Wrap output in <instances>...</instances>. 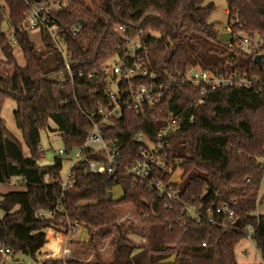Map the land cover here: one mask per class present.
Wrapping results in <instances>:
<instances>
[{
	"label": "trees",
	"instance_id": "16d2710c",
	"mask_svg": "<svg viewBox=\"0 0 264 264\" xmlns=\"http://www.w3.org/2000/svg\"><path fill=\"white\" fill-rule=\"evenodd\" d=\"M35 1L5 0L14 27ZM225 3V25L231 31L264 34V0ZM214 8L205 0H70L54 13V22L72 55L71 75L44 30L39 32L38 49L27 30L15 28V43L24 59L20 66L0 12V50L5 58L0 60V111L5 99L15 101L13 119L28 153L23 155L0 115V184L16 180L23 186L0 194V247L36 259L47 228L70 236L68 224L77 222L76 230L85 229L87 239H69L67 245L70 253L78 245L80 256L41 264H239L235 247L249 225L264 264V215L253 213L260 203L257 192L263 177L264 87L258 82L249 89L217 87L201 95V85L184 80L192 67L218 76L237 72L264 79V51L258 66L253 62L256 54L241 50L234 39L230 46L219 42L217 23L209 21ZM75 24L80 27L72 35L69 28ZM116 26L123 27L127 37L142 30L149 71L154 80L170 83L155 105L142 112L124 108L103 131V139L119 150L111 173L90 172L88 162L102 159V154L83 148V159L72 166L73 187L61 189V156L51 165L37 163L41 132L52 122L65 156L84 143L90 126L85 113L108 102L104 64L124 47ZM88 73L96 77L85 80ZM170 118L175 128L166 153L172 170H180L178 182L172 184L178 190L176 200L125 173L142 157L143 144L136 134L153 140ZM157 175L164 181L170 178V173ZM113 187L120 188L119 197L113 196ZM229 199L236 200L237 223L209 222L208 212ZM122 205L132 208L137 222L118 221ZM189 207L199 221L188 217ZM214 218L221 221L220 214ZM105 247L108 259L102 252Z\"/></svg>",
	"mask_w": 264,
	"mask_h": 264
},
{
	"label": "built area",
	"instance_id": "2783aa9c",
	"mask_svg": "<svg viewBox=\"0 0 264 264\" xmlns=\"http://www.w3.org/2000/svg\"><path fill=\"white\" fill-rule=\"evenodd\" d=\"M68 2L70 0H36L33 3H29L24 12V17L18 22L16 27L11 23L5 0H0V12L5 23L9 25L7 37L10 43L16 42L15 28L19 30L25 29L29 33L36 32L38 35L40 31L44 30L52 40L56 51L60 54L66 72L71 75L70 63L72 55L59 38L57 33L58 26L54 22V13L62 11ZM79 27L80 24L73 25L69 28L70 33L72 35L76 34ZM114 31L123 37L124 47L121 53H115L109 59L112 60L111 63H108V60L104 64V69L108 73L104 95L108 98V102L85 113L90 126L86 130L84 143L74 149V158L65 178L58 181L61 189L73 187L72 166L83 159L81 154L83 148L90 149L93 154H102V159L88 162L87 167L90 172L97 174L111 173L117 165L119 150L117 146L103 139V131L112 125L114 119L120 117L124 108H132L136 112H142L145 108L155 105L164 95L165 85L170 83V81H167L164 84L154 80L155 75L149 71L148 57L140 39L142 30H138L133 37H127L125 29L120 26H116ZM222 32L229 33L231 39H234V43L247 53L262 54L264 51V34L244 33L242 30L231 31L226 25ZM228 45L230 46L232 43L229 42ZM92 77H96V73H88L85 80ZM142 78L145 79V82L140 80ZM59 79L63 78L59 76ZM184 80L193 85H201V95L205 94L208 89L217 87L249 89L257 82L264 87V79L258 77L247 78L237 72H231L227 76H218L209 70H202L199 67H192L186 71ZM174 128V119L170 118L166 126L157 133L153 140L141 132L137 133L135 139L143 144L140 148L142 157L125 169L126 176L132 178L135 182L145 183L168 200H176L179 196L178 190L172 186L173 183H176L172 178L178 168L172 170V164L168 163L166 153L170 148L168 137ZM63 154V147L56 151L57 156H62ZM178 163L179 160L174 161V165L177 166ZM262 166L264 174V147ZM159 173H170V178L164 181L157 175ZM246 181H248V178H246ZM236 209V200L229 199L217 205L213 211H209L207 220L220 225L234 223L236 221L234 215ZM187 213L190 219L199 221L200 217L193 208H187ZM214 214L221 215L220 222H216ZM77 227V222L69 223L68 231L71 233L75 232ZM245 230L247 233L244 238L251 241V227L246 225ZM51 232L54 237L57 234H61L53 229H51ZM67 252L68 250H66ZM0 254H9L8 248L0 247Z\"/></svg>",
	"mask_w": 264,
	"mask_h": 264
},
{
	"label": "rangeland",
	"instance_id": "374dc122",
	"mask_svg": "<svg viewBox=\"0 0 264 264\" xmlns=\"http://www.w3.org/2000/svg\"><path fill=\"white\" fill-rule=\"evenodd\" d=\"M213 3L215 8L214 11L211 13L209 17V21H214L217 23V27L220 32H222L225 28V24L227 22V14L225 12L226 10V3L225 0H205V3ZM6 23H4L3 28L6 31V34L8 35V27H6ZM30 40L34 43L35 48H41V42L39 40V35L36 32H30L29 33ZM12 55L15 58V61L20 65H24V59L21 53L20 48L16 45V43H12ZM4 55L2 54L0 50V60H4ZM112 60H109L108 63H111ZM15 109V101H13L10 98H7L4 100L0 115L4 120V125L6 129L9 131V133L19 141V143L22 146L23 155L27 156V149L24 145L22 136L20 134V131L17 129L14 119H13V111ZM50 128L48 130H43L40 135V146L42 150V154L40 156V159L37 161L39 165H51L54 161V158L57 156L56 151L58 149H62V143L60 141V138L58 136V133L55 129V125L52 122H49ZM75 151L73 150L70 155L65 156L64 154L61 156V170H60V178H65L69 167L71 165L72 159L74 158ZM179 173L180 170H176V172L173 175L172 180L178 182L179 180ZM23 186L21 185V182H18L16 180H12L11 182L7 184H0V194L5 193L7 191L11 190H18L22 189ZM118 189H115L112 191V194L114 197H116L118 193ZM257 198L260 200V203H258V211L261 214H264V174L261 179L258 192H257ZM257 209V206H256ZM255 209V210H256ZM120 214L118 217L119 222H127V221H133L137 222L138 219L132 210V208L129 205H122L120 209ZM259 213V214H260ZM2 215V212L0 211V216ZM77 229L75 232L70 233V235H77L78 233ZM67 236V235H66ZM134 239L138 240L139 238L134 237ZM104 245V244H103ZM74 246V245H73ZM65 249V250H64ZM74 251L71 253V257H74V252H77V250H80V247L78 245L74 246ZM77 249V250H76ZM247 250V253H244L243 250ZM67 250V244H62L60 247L56 249V253L61 252L60 257H63L66 255ZM43 251L47 250V245H44ZM104 254V258L108 259V249L107 247L104 248L102 251ZM235 257L239 264H259L260 263V253L259 250L255 247L253 242H250L243 238L240 240V242L236 245L235 248ZM65 258V257H64ZM42 259V253L37 256L36 259H33L30 256L24 255L21 252H16L15 254H6L4 255V259H0V264H41ZM58 260V259H57ZM62 259H59L58 261H61Z\"/></svg>",
	"mask_w": 264,
	"mask_h": 264
},
{
	"label": "crops",
	"instance_id": "0c3cea01",
	"mask_svg": "<svg viewBox=\"0 0 264 264\" xmlns=\"http://www.w3.org/2000/svg\"><path fill=\"white\" fill-rule=\"evenodd\" d=\"M225 12H227L226 10H225ZM115 189H118V195L116 196V197H119L120 196V194H121V190H120V188L119 187H113V189H112V191L113 190H115ZM115 197V198H116ZM258 199V198H257ZM259 200V199H258ZM255 215H264V214H261L259 211H258V205H257V209L253 212ZM260 213V214H259ZM80 230H78V233H77V235L75 236H73V235H70V236H66L65 234H57V236H52V232H51V229L50 228H47L46 230H45V234H46V242H45V244L44 245H47V250L48 251H43V248H44V246H43V248L41 249V253H42V261H41V263H43V262H45V261H47V260H50V259H53V260H59V259H63L64 257H67V256H69L71 253H70V247L67 245V250H68V253L66 254V255H64L63 257H60V255H61V252H58V253H56L55 251H56V249L58 248V247H60L62 244H67V241L69 240V239H72V240H74V241H85L86 239H87V234H86V231H85V229H83V228H79ZM247 240V239H246ZM249 241V243L250 242H252V241H250V240H248ZM240 242V241H239ZM238 242V243H239ZM236 248V247H235ZM79 251L77 250V252H74V255H76V256H80V255H78L79 253H78ZM235 252V251H234ZM243 252L244 253H247V250L245 249V250H243ZM4 255H6V254H2V257H1V260H3L4 259ZM81 258V257H80ZM260 263H261V258H260ZM259 263V264H260Z\"/></svg>",
	"mask_w": 264,
	"mask_h": 264
},
{
	"label": "water",
	"instance_id": "95a60500",
	"mask_svg": "<svg viewBox=\"0 0 264 264\" xmlns=\"http://www.w3.org/2000/svg\"><path fill=\"white\" fill-rule=\"evenodd\" d=\"M80 24H81V22H80ZM230 39H231V36L229 33H227V32H219L218 33L217 40L219 42H226V41H229ZM262 58H263V54H256L253 57V62L255 64H257L258 66H260ZM236 223H237V221H236Z\"/></svg>",
	"mask_w": 264,
	"mask_h": 264
}]
</instances>
